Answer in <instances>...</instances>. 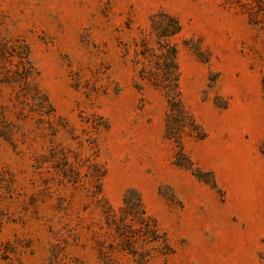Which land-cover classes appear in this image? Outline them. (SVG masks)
Wrapping results in <instances>:
<instances>
[{
  "label": "rangeland",
  "instance_id": "374dc122",
  "mask_svg": "<svg viewBox=\"0 0 264 264\" xmlns=\"http://www.w3.org/2000/svg\"><path fill=\"white\" fill-rule=\"evenodd\" d=\"M160 11L192 119L138 77ZM263 79L264 0H0V264H264Z\"/></svg>",
  "mask_w": 264,
  "mask_h": 264
},
{
  "label": "trees",
  "instance_id": "16d2710c",
  "mask_svg": "<svg viewBox=\"0 0 264 264\" xmlns=\"http://www.w3.org/2000/svg\"><path fill=\"white\" fill-rule=\"evenodd\" d=\"M151 23L152 30L157 35L156 46L145 45L140 52L143 58L138 77L161 89L170 104H176L178 115L181 118L192 119L181 99L180 72L177 60L178 46L173 41L174 36L181 32V23L176 16L166 11L155 13ZM261 151L264 155V138L261 144ZM132 195L135 198L133 203L131 201ZM124 211L132 217L140 218L144 232L148 235L151 233L153 240L157 239L158 230L154 227V224L152 225V219L147 214L142 197L137 190L132 189L126 192L124 196Z\"/></svg>",
  "mask_w": 264,
  "mask_h": 264
}]
</instances>
